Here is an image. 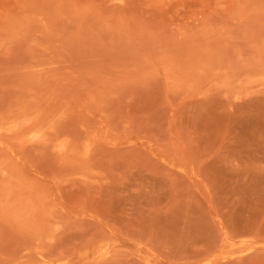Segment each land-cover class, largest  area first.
<instances>
[{"label": "rangeland", "instance_id": "rangeland-1", "mask_svg": "<svg viewBox=\"0 0 264 264\" xmlns=\"http://www.w3.org/2000/svg\"><path fill=\"white\" fill-rule=\"evenodd\" d=\"M0 264H264V0H0Z\"/></svg>", "mask_w": 264, "mask_h": 264}]
</instances>
